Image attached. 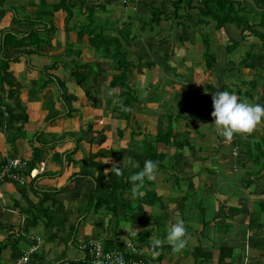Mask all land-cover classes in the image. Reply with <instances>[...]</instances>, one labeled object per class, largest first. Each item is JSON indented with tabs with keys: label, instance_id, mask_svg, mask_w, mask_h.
<instances>
[{
	"label": "crops",
	"instance_id": "obj_1",
	"mask_svg": "<svg viewBox=\"0 0 264 264\" xmlns=\"http://www.w3.org/2000/svg\"><path fill=\"white\" fill-rule=\"evenodd\" d=\"M68 1L75 3L71 14L65 9H46L40 0H0V58H9V74L0 81V99L5 103L0 106L5 116L0 124V169L9 158H21L27 176L23 185L0 181V222L7 226L0 228V241L9 238L17 250L12 257L11 248L4 249L1 264H14L31 248L34 262L55 264L69 259L86 264L87 254L79 245L88 239L124 254L135 245L147 255L149 238L163 239L175 217L184 221L188 243L178 253L165 244L152 264H264V211L260 207L264 157L254 163L251 154L254 142L264 144V123L246 138L236 135L231 142L211 125L216 91L227 90L264 106V44L232 23L225 25L223 33L212 21L203 31L215 60L212 70H205L196 1L191 9L177 11L182 19L170 16L149 24L142 22L151 18V9L170 15L169 0ZM242 4L264 16V4L257 0H242ZM46 14L53 30L47 29ZM127 21L132 40L125 49L134 65L129 80L137 98L130 104L131 112L151 133L165 128L166 115L175 117L172 123L178 131H191L189 144L183 148L157 144L164 159L156 179L146 181L158 198L153 201L141 190L143 195L133 202V207L149 215L144 219L138 214L143 221L132 220V212L124 214L118 208L116 213L103 205L95 207L89 200L99 171L94 163L99 162L108 174L113 165L131 167L122 164L125 156L138 163L143 158L141 138H128L127 133L104 143L120 150L118 158L89 157L101 146L102 136L96 130L111 132L112 126L122 129L126 123L111 120L108 109L116 96L109 82L117 72L104 51L97 52L89 44L87 30L106 24L104 34L117 35L116 27L124 29L122 23ZM254 29L264 34V26ZM228 39L236 42L230 51ZM246 54L251 57L239 65ZM77 61L88 63L86 93L72 77ZM53 64L56 68L49 71ZM57 80L65 84L61 93ZM33 148L41 155L29 167ZM33 168L38 174L29 177L26 173ZM49 191L59 192L53 195L56 203L45 204L44 213L39 200Z\"/></svg>",
	"mask_w": 264,
	"mask_h": 264
},
{
	"label": "trees",
	"instance_id": "obj_2",
	"mask_svg": "<svg viewBox=\"0 0 264 264\" xmlns=\"http://www.w3.org/2000/svg\"><path fill=\"white\" fill-rule=\"evenodd\" d=\"M173 10L170 15L166 14L165 11L156 12V10L151 9V18L146 21H143V24H149L152 22H158L160 19H168L170 16H173L176 19H182L183 16L179 15L177 11L180 8L183 9H191L193 7L192 2L196 1V8L199 11V19L197 23V31L199 32L203 44L205 45L204 57H205V70H212V62L215 60L213 55V51L211 50V44L209 37L204 33L203 28L210 24L212 21H215V28L221 30L223 32L226 24L232 23L236 27H240L242 32L244 30H248L252 35L258 37L262 44H264V34L254 29L255 25L264 26V16L262 14H255L248 10L242 4V0H169ZM258 3L264 4V0H257ZM39 4H43L46 9L59 10L65 9L68 13L71 14L72 8L75 7L74 1H66L65 0H57L56 3L50 4L45 2V0H40ZM83 6H87V3L81 2ZM41 9V8H40ZM89 12L91 13V7L89 8ZM89 13V14H90ZM47 16V29L53 30L54 27L51 23V19L49 15ZM125 28L121 29L120 27H116L117 35H105L104 34V26L99 25L97 28H91L87 30V34L89 36V44L95 47V50L98 52L99 50L104 51L110 61L111 69L116 71L117 73H112L111 79L109 82V86L111 89L115 91L116 99L113 98L111 100V106L109 107V115L111 120L115 123H119L120 121H125V127L120 128L117 125L112 126L111 132L106 131L104 129L96 130V135L101 134L102 138L100 140V148L92 154L90 153L89 157L91 159L96 158L98 156H115L118 158L120 154V150L115 148V145L109 146L104 145L105 141L109 138L113 139H122L127 133L128 138H136L140 137L143 143L142 154L143 158L139 162V168H122L123 174L117 175L113 170H111L108 174H104V167L98 162L94 163L95 167L98 168V175L94 178L95 187L91 191L89 195V200L91 202L94 201L95 207H99L103 205L107 210H112L117 213L118 208L122 209L123 213L132 212L131 219L132 220H141L149 218V215L144 211L143 208L135 206V210H133V202L134 200L130 198V188L131 184L129 182V176L135 172L140 171L143 168L145 160L151 159L153 161H158V168L162 165V160L164 159V155L161 152L157 151V144L164 143L169 144L173 147L183 148L184 146L189 144V136L191 135V131L185 129L180 132L173 125V121L175 117L172 115H166V125L165 128L161 132L151 133L146 129H143V125L137 119L136 114L132 113L130 110V104L137 100L135 96V89L132 87V82L129 80V75L131 74V70L134 67L133 63L127 57V50L125 47L129 45V42L132 40L129 37L130 31L126 30L127 27L130 26V22H124ZM118 25V23H117ZM121 25V23H119ZM32 33V32H31ZM224 33V32H223ZM33 34H30L32 37ZM12 35H8L10 37ZM229 44L226 46L227 51H230L233 45L236 43L234 40L228 39ZM3 45L6 47L8 45V40L4 38ZM5 53L3 52V55ZM78 54V53H77ZM2 55V56H3ZM78 56V55H76ZM0 58V81H4L8 76V67H9V58L8 57ZM251 56L246 54L243 61L239 63V65H243ZM56 65H52L48 67L49 71H54ZM80 68V76L77 78V83H81L82 87L85 89L86 93V80L83 82L82 71L85 74L84 70H87L88 63L81 64ZM139 71V69H138ZM76 71L72 70V74H75ZM73 77V76H72ZM6 81L5 83H7ZM64 85L59 80H57V88L59 92L64 91ZM16 91H7L6 93H15ZM0 106L5 105V103L0 99ZM10 112L6 113L9 115ZM180 116L179 114L176 117ZM3 112L0 110V124L3 122ZM7 122L8 120L5 119ZM5 121V122H6ZM187 127V123H185ZM89 130H92V123L88 125ZM110 135V137H109ZM94 137V136H93ZM264 147L263 142H254L253 143V151L252 157L254 163H260L261 159L264 157V151L262 148ZM105 151L103 154L102 151ZM41 155L40 150L37 148H33V156L31 166L39 159ZM103 181V183H101ZM149 188H147V186ZM144 190V195H149L152 197L153 201L158 197L155 191L150 188L149 182L145 180L144 187L141 189ZM59 191L54 192H45L42 193V196L39 200V205L41 208L40 211H45L48 207L45 206L46 203L50 202L51 204L56 203V200L53 195H55ZM260 207L264 211V200L260 202ZM128 213V214H129ZM138 214H142L141 216L144 218H138ZM36 219V215H34L33 220ZM146 222V221H145ZM1 229H7V226L0 222ZM9 241V238L6 241H0V255L2 251L8 247L11 248V255L15 257V249L16 244L14 241ZM118 249V248H116ZM19 253V252H18ZM126 257L128 255H125ZM32 261V259H31ZM34 262V261H33ZM72 264H81L80 261H71ZM1 264V260H0Z\"/></svg>",
	"mask_w": 264,
	"mask_h": 264
},
{
	"label": "clouds",
	"instance_id": "obj_3",
	"mask_svg": "<svg viewBox=\"0 0 264 264\" xmlns=\"http://www.w3.org/2000/svg\"><path fill=\"white\" fill-rule=\"evenodd\" d=\"M215 130L225 141L231 142L236 135L247 137L259 124L264 123V106L250 103L247 99L241 100L236 94L227 90L216 91L212 95ZM158 161L145 160L143 168L129 176L130 198L135 200L143 195L141 189L145 180L154 181L158 171ZM122 164L139 168V163L131 156H125ZM117 175L123 174V169L117 165L111 168ZM175 222L169 221L166 226V235L163 239L155 236L149 238V253L152 259L160 255V249L167 244L173 253L182 251L187 243V228L182 219L175 217ZM137 234V233H136Z\"/></svg>",
	"mask_w": 264,
	"mask_h": 264
},
{
	"label": "built area",
	"instance_id": "obj_4",
	"mask_svg": "<svg viewBox=\"0 0 264 264\" xmlns=\"http://www.w3.org/2000/svg\"><path fill=\"white\" fill-rule=\"evenodd\" d=\"M26 162L21 158H9L0 169V181L8 179L20 185L27 182V176L23 173ZM29 177H35L38 174L36 168L26 173ZM79 249L87 254L86 264H152L150 253L147 255L141 247L133 245L128 252L124 254L119 249H106L102 244L94 239H88L81 242ZM34 248L24 252L14 264H48L31 261V253ZM125 255H128L127 257ZM55 264H72L69 259H62Z\"/></svg>",
	"mask_w": 264,
	"mask_h": 264
},
{
	"label": "rangeland",
	"instance_id": "obj_5",
	"mask_svg": "<svg viewBox=\"0 0 264 264\" xmlns=\"http://www.w3.org/2000/svg\"><path fill=\"white\" fill-rule=\"evenodd\" d=\"M77 64L78 65H76V66H78V67L75 69L76 73L75 74H72V76L75 77V78H78L80 76V73H79L80 72L79 71L80 70L79 66L81 65L80 61H77ZM82 75H83L82 81L84 82L85 80L88 79L87 78V74H84L83 71H82ZM133 210H135V207L133 208Z\"/></svg>",
	"mask_w": 264,
	"mask_h": 264
}]
</instances>
